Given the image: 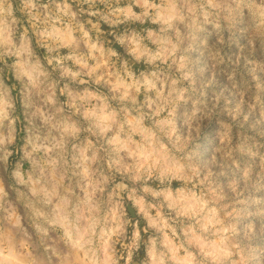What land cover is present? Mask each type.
<instances>
[{"label":"rangeland","instance_id":"rangeland-1","mask_svg":"<svg viewBox=\"0 0 264 264\" xmlns=\"http://www.w3.org/2000/svg\"><path fill=\"white\" fill-rule=\"evenodd\" d=\"M0 264H264V0H0Z\"/></svg>","mask_w":264,"mask_h":264}]
</instances>
